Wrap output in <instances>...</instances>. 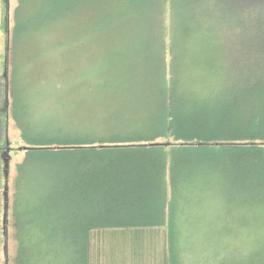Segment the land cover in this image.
I'll return each mask as SVG.
<instances>
[{"label":"trees","instance_id":"1","mask_svg":"<svg viewBox=\"0 0 264 264\" xmlns=\"http://www.w3.org/2000/svg\"><path fill=\"white\" fill-rule=\"evenodd\" d=\"M170 1L175 22L190 1ZM203 7L211 15L184 11L188 47L123 72L133 84L90 106L57 95L42 110L5 72L0 155L10 160V117L24 154L11 197L15 264H89L92 231L157 228L165 264H264V34L225 51L204 33L246 22ZM7 21L8 46L21 26L9 39Z\"/></svg>","mask_w":264,"mask_h":264},{"label":"rangeland","instance_id":"2","mask_svg":"<svg viewBox=\"0 0 264 264\" xmlns=\"http://www.w3.org/2000/svg\"><path fill=\"white\" fill-rule=\"evenodd\" d=\"M189 1L178 10V20L174 22L170 0H52L49 4L45 0H8L7 6L5 0H0V79L5 77L6 71L11 74L14 70L19 90L26 92L31 103L42 110L53 109V98L57 95L77 96L78 101L69 104L74 108L76 104L80 109L81 105L90 106L91 100L98 99L100 94L112 95L120 87L132 85L123 72L147 64L159 65L161 53L165 52L169 58L172 50L188 47L194 31L183 19L184 11L191 10L192 5L205 16L211 15L203 7L208 4L214 16L222 13L227 18L237 15L244 19L246 23H240L239 32L231 33V23L225 20L218 27L210 25L209 33H204L221 40L225 51H230L232 44L242 45L240 41L254 29L259 33L262 27L264 34V18L260 16H264V0ZM254 15L260 16L256 26L252 23ZM205 20L208 19L202 22ZM4 21L8 24L9 39H12L16 21L21 26L18 40L9 41L8 46ZM8 138L12 149L8 177L6 182L0 178V264H15L11 197L15 167L24 155L16 151L20 143L19 131L11 117ZM1 167L0 161V172ZM5 185L8 198L6 234ZM165 257L164 228L94 230L90 233L89 264H165Z\"/></svg>","mask_w":264,"mask_h":264},{"label":"water","instance_id":"3","mask_svg":"<svg viewBox=\"0 0 264 264\" xmlns=\"http://www.w3.org/2000/svg\"><path fill=\"white\" fill-rule=\"evenodd\" d=\"M5 155H6V152H5ZM2 162H3V174L5 177V180H7L8 168H9V159L2 158ZM3 198H4V226H5L4 228H5V234H6L7 208H8L7 186L6 185L4 187Z\"/></svg>","mask_w":264,"mask_h":264},{"label":"crops","instance_id":"4","mask_svg":"<svg viewBox=\"0 0 264 264\" xmlns=\"http://www.w3.org/2000/svg\"><path fill=\"white\" fill-rule=\"evenodd\" d=\"M5 4L8 5V0H5ZM0 17H1V16H0ZM5 43H6V40H5ZM0 161H1L2 165H3L1 155H0ZM2 170H3V167H1L0 178L2 177V179L5 180V177H3L4 174L2 175ZM5 182H6V180H5ZM0 185H2V181H1V179H0ZM3 205H4V202H3Z\"/></svg>","mask_w":264,"mask_h":264},{"label":"bare ground","instance_id":"5","mask_svg":"<svg viewBox=\"0 0 264 264\" xmlns=\"http://www.w3.org/2000/svg\"><path fill=\"white\" fill-rule=\"evenodd\" d=\"M34 106V105H33Z\"/></svg>","mask_w":264,"mask_h":264}]
</instances>
